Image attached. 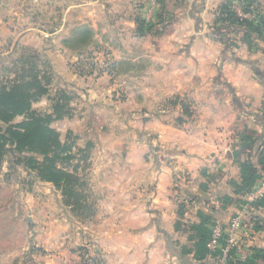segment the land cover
I'll use <instances>...</instances> for the list:
<instances>
[{
    "label": "crops",
    "instance_id": "1",
    "mask_svg": "<svg viewBox=\"0 0 264 264\" xmlns=\"http://www.w3.org/2000/svg\"><path fill=\"white\" fill-rule=\"evenodd\" d=\"M234 2H242L238 17L255 24L264 17V0H48L51 17L70 26L64 40L90 30L95 45L116 42L112 56L128 65L117 73L124 79L97 75L81 85L96 111L97 97L122 87L131 136L143 145L139 152L127 141L125 155L143 157L118 168L126 176L100 181L95 199L103 206L92 221L53 224L44 242L36 238L45 264H202L205 235L237 215L253 235L246 264H264V199L244 197L264 180V35L218 29L223 7ZM126 42L133 45L120 56ZM232 60L239 63L229 68ZM26 219L36 232L34 216Z\"/></svg>",
    "mask_w": 264,
    "mask_h": 264
},
{
    "label": "rangeland",
    "instance_id": "2",
    "mask_svg": "<svg viewBox=\"0 0 264 264\" xmlns=\"http://www.w3.org/2000/svg\"><path fill=\"white\" fill-rule=\"evenodd\" d=\"M47 2L48 0H0V85L10 84L18 78L14 61L23 54L30 55L34 50L48 61L53 74L49 93L34 103V109L41 113H51L52 98L60 96L61 90L70 94L71 115L54 121L52 125L60 132L63 141L74 144L73 152L76 157L73 163L79 164V174L88 178L89 184L84 186V193H88L87 196L86 193L84 195L82 207L67 205L61 190L51 182L41 180L36 172H31L25 165L18 163L10 149L0 170V264H45L47 250L39 241L36 242V238L44 242V236L53 224L56 227L61 224L69 225L71 228L73 224L92 221L96 211L103 206V200L95 199L101 196L97 195L101 192L100 181L111 179L115 175L126 176L125 170L119 172L118 168L125 166L126 162L136 164L143 157L140 153L131 157L129 154L127 157L125 155L131 148L127 141L136 140L133 143L134 146L141 145L137 150L139 152L143 145L140 144V136H131V129L134 127L126 116V110H130L132 106L120 104L126 99L122 87L118 91L110 90L97 97L98 104L103 106L96 111L93 109L94 104L87 100L90 91L81 85L86 81H94L97 75H103L104 82L124 79L121 78L124 72L119 75L117 73L120 70L125 71L128 65L122 60L117 62L112 56L117 48L116 42L95 45V34L90 30L74 32L71 40H64L63 36L70 26L64 27L58 23V17H51L55 10L48 8ZM238 3L234 2L230 9L236 7L238 12ZM49 20L54 23H49ZM53 28L59 29L58 33L50 34ZM132 45V42L122 44L118 48L119 55ZM240 50L241 54L240 51L234 53L237 56L235 59L239 57L238 54L242 55V49ZM238 63V60H232L229 68ZM23 119L20 116L14 122ZM6 127L7 124L0 121V130H5ZM115 140V145L111 144ZM158 144L160 143L155 138L150 146L151 151L157 149L155 146ZM114 146L115 149H112ZM162 154L160 151L156 159L161 160ZM92 179L95 184L99 181L98 187L92 185ZM26 216H34L38 227L36 232L28 224ZM27 246L28 250H23Z\"/></svg>",
    "mask_w": 264,
    "mask_h": 264
},
{
    "label": "trees",
    "instance_id": "3",
    "mask_svg": "<svg viewBox=\"0 0 264 264\" xmlns=\"http://www.w3.org/2000/svg\"><path fill=\"white\" fill-rule=\"evenodd\" d=\"M217 20L220 30L247 26L264 35V17H260L257 24L253 20L242 19L230 9L229 3L225 4ZM14 63L18 78L10 84L0 85V121L7 124L5 130H0V170L11 149L18 163L61 190L67 205L82 207L86 182L78 172L79 164L73 163L75 146L63 141L60 132L52 125L54 121L71 115V96L61 90L60 96L52 98L51 113L37 111L34 103L49 93L53 78L50 64L34 50L30 55L23 54ZM20 116L24 119L15 123ZM252 186L249 185L248 189ZM208 236L207 233L204 237L205 243Z\"/></svg>",
    "mask_w": 264,
    "mask_h": 264
},
{
    "label": "built area",
    "instance_id": "4",
    "mask_svg": "<svg viewBox=\"0 0 264 264\" xmlns=\"http://www.w3.org/2000/svg\"><path fill=\"white\" fill-rule=\"evenodd\" d=\"M237 15L245 17L242 11ZM249 203L264 199V180L244 194ZM245 219L241 215L233 216L228 224L218 221L206 242L208 254L203 264H231L233 261L246 262L250 258V249L246 242L253 237L249 228H245Z\"/></svg>",
    "mask_w": 264,
    "mask_h": 264
},
{
    "label": "water",
    "instance_id": "5",
    "mask_svg": "<svg viewBox=\"0 0 264 264\" xmlns=\"http://www.w3.org/2000/svg\"><path fill=\"white\" fill-rule=\"evenodd\" d=\"M30 221V218L28 219ZM31 222V221H30Z\"/></svg>",
    "mask_w": 264,
    "mask_h": 264
}]
</instances>
